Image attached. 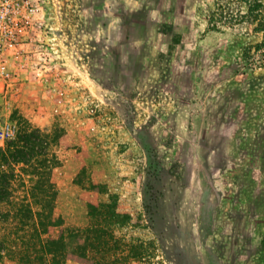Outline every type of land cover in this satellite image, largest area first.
Returning <instances> with one entry per match:
<instances>
[{
    "label": "rangeland",
    "instance_id": "374dc122",
    "mask_svg": "<svg viewBox=\"0 0 264 264\" xmlns=\"http://www.w3.org/2000/svg\"><path fill=\"white\" fill-rule=\"evenodd\" d=\"M33 1L0 146L40 131L55 237L85 226L64 264H264V0Z\"/></svg>",
    "mask_w": 264,
    "mask_h": 264
},
{
    "label": "trees",
    "instance_id": "16d2710c",
    "mask_svg": "<svg viewBox=\"0 0 264 264\" xmlns=\"http://www.w3.org/2000/svg\"><path fill=\"white\" fill-rule=\"evenodd\" d=\"M255 7L250 4V12ZM39 134L38 129H22L16 139L0 146V254L11 253L27 264H64L74 257L85 261V226L55 237L62 222L56 213L58 190L51 177L52 166L38 157L43 154ZM22 163V171L30 175V186L17 171ZM18 180L25 185L24 194L17 191ZM95 239L100 240L99 235Z\"/></svg>",
    "mask_w": 264,
    "mask_h": 264
},
{
    "label": "built area",
    "instance_id": "2783aa9c",
    "mask_svg": "<svg viewBox=\"0 0 264 264\" xmlns=\"http://www.w3.org/2000/svg\"><path fill=\"white\" fill-rule=\"evenodd\" d=\"M38 9L33 0H0V88L1 81L11 74L6 54L12 51L17 41V25L20 24L21 29L26 30L30 24L35 25V22L42 24ZM16 131V124L6 120L0 123L2 140L14 136Z\"/></svg>",
    "mask_w": 264,
    "mask_h": 264
}]
</instances>
